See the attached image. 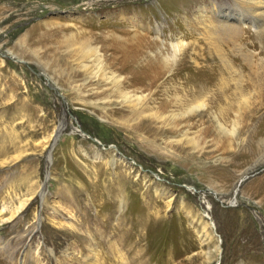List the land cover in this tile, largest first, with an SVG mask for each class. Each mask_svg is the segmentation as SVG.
<instances>
[{
  "label": "rangeland",
  "instance_id": "1",
  "mask_svg": "<svg viewBox=\"0 0 264 264\" xmlns=\"http://www.w3.org/2000/svg\"><path fill=\"white\" fill-rule=\"evenodd\" d=\"M212 2L0 0V264H264V32Z\"/></svg>",
  "mask_w": 264,
  "mask_h": 264
},
{
  "label": "bare ground",
  "instance_id": "2",
  "mask_svg": "<svg viewBox=\"0 0 264 264\" xmlns=\"http://www.w3.org/2000/svg\"><path fill=\"white\" fill-rule=\"evenodd\" d=\"M229 3H233V5H219L216 2H212L209 5L206 4L204 6H200L198 7L197 15L198 17H200V19H202L204 23H211V20L217 17V22H215V29L223 32L225 36H228L230 38L236 37L238 35L240 38L243 34L248 32V29H255L256 34L260 33V31L264 32V0H229ZM151 72L152 70L150 71V73ZM147 74L148 73H146V75ZM153 75L155 76L156 74ZM196 108H200V106ZM64 115L65 117L63 120L65 121L66 114ZM61 126L62 125L60 124L59 128ZM59 128L57 129V131L59 130ZM114 157L115 156H113V162H115ZM49 160L51 161V155L49 156ZM137 244L138 242H135L134 245L130 247V252L134 254L133 260L136 264H146L147 261L145 259V255L142 254L144 253V251L137 249ZM29 250L31 251V246H29ZM35 251H33L34 254L37 253V250ZM95 252V249L91 250V253ZM50 256H54V253H52L51 251ZM86 261V264H98L97 258L95 257H91ZM33 263L36 264L35 262Z\"/></svg>",
  "mask_w": 264,
  "mask_h": 264
},
{
  "label": "water",
  "instance_id": "3",
  "mask_svg": "<svg viewBox=\"0 0 264 264\" xmlns=\"http://www.w3.org/2000/svg\"><path fill=\"white\" fill-rule=\"evenodd\" d=\"M49 86H50L52 89L56 90L55 86H53L52 84H50ZM65 103H66V102H65ZM66 104H67V103H66ZM67 125H68V124H67V120L65 119V121H63L62 126H61V127L59 128V130L57 131V136H56L55 140L53 141V145H52V148H51L50 152L53 151V149H54L56 143L58 142V140H59V138H60V136H61L63 130L66 129ZM93 140H94L95 142H97V140H95V139H93ZM49 154H51V153H49ZM49 178H50V173H49V171H48V172L46 173V176H45V181H44V183H43L42 190H45V188H46V184H47Z\"/></svg>",
  "mask_w": 264,
  "mask_h": 264
},
{
  "label": "clouds",
  "instance_id": "4",
  "mask_svg": "<svg viewBox=\"0 0 264 264\" xmlns=\"http://www.w3.org/2000/svg\"><path fill=\"white\" fill-rule=\"evenodd\" d=\"M185 45V42L184 41H178L176 44L173 45V51L175 53V56L176 58L178 59L181 52H180V48L181 46Z\"/></svg>",
  "mask_w": 264,
  "mask_h": 264
}]
</instances>
